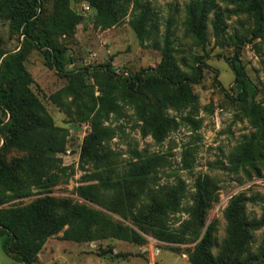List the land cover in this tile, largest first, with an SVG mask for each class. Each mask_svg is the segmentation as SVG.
I'll list each match as a JSON object with an SVG mask.
<instances>
[{
	"label": "rangeland",
	"instance_id": "obj_1",
	"mask_svg": "<svg viewBox=\"0 0 264 264\" xmlns=\"http://www.w3.org/2000/svg\"><path fill=\"white\" fill-rule=\"evenodd\" d=\"M69 1L71 8L79 13L83 1ZM142 1L148 2L151 10L150 24L154 26V33L149 38L139 39L135 34L130 23L132 5L117 25L107 29L98 25L91 9L72 37L58 38L65 52L63 69L82 74L86 86L84 102L93 103L101 95L94 78V70L99 66L110 65L116 76L129 77L140 71L146 75L155 73L162 59L167 28L174 61L183 73L191 76L199 58L208 67L203 69L200 82L192 85L193 106L181 112L169 110L177 127L161 143L143 134L134 106L119 102V109L111 113L107 121L102 118L97 121L99 128L107 130L108 137L101 142L100 158L91 160L81 158L84 140L92 128L91 118L85 119L74 97L64 91L69 79L46 64L42 51L27 40L22 28L18 29L10 19L9 9L0 12V54H4L0 64L6 56L20 50L25 52L23 65L33 79L30 90L46 108L53 125L61 130L60 135L65 137V152L54 155L50 169L51 173L58 174V183L47 191L1 189L0 208L24 206L43 196L69 199L102 212L112 222L137 231L145 239L143 245L104 239L100 237V230V233L95 232L92 241L84 243L52 237L34 264H190L189 253L205 228L190 224L187 234L181 237L180 227L190 222L188 209L193 203L197 180L207 177L217 188L216 202L206 217V225L211 222L215 226L213 253L220 251L227 235L224 212L229 200L240 194L245 200V215L254 224L244 258L248 264H264V156L247 157L246 146L260 137L248 116L251 90H243L235 83L234 73L227 63L235 50L234 36L246 35L253 27L252 21L246 15L234 13L233 5L227 0H215L223 12V32L218 42L210 14L206 39L200 42L186 32V6L190 0ZM31 2L43 19L52 11L50 0ZM240 60L257 92V100H261L264 97V30L261 38L245 45ZM73 84L78 83L73 81ZM8 120L9 113L3 110L0 101V159L5 161L27 155L17 149L2 148L4 125ZM259 140L264 143L263 139ZM261 152L264 155V147ZM136 154L155 155L160 158V165L147 179V193L126 204L125 211L107 210L78 195L77 188L85 183L86 176L101 170L99 160L107 167V179L117 184L119 174L127 169L129 162L135 161ZM174 187L180 190V209L163 215L166 239L160 241L150 231H144L149 229V224L143 220V215L153 196L161 201ZM130 188L129 184L118 185L107 197L121 201ZM6 240V236L0 235V264H21L7 255Z\"/></svg>",
	"mask_w": 264,
	"mask_h": 264
},
{
	"label": "trees",
	"instance_id": "obj_2",
	"mask_svg": "<svg viewBox=\"0 0 264 264\" xmlns=\"http://www.w3.org/2000/svg\"><path fill=\"white\" fill-rule=\"evenodd\" d=\"M50 1L52 11L44 19L37 13L31 0H0V12L9 9L10 19L18 29L22 28V35L42 51L46 64L69 79L64 91L74 97L77 108L84 112L85 119L91 118L92 128L84 140L81 158H100V145L108 137V132L99 128L97 121L99 118L107 121L109 115L119 109V102L134 106L143 134L150 135L156 143H161L177 127L175 118L168 113L169 110L181 112L193 106L195 97L192 85L200 82L203 69L208 67L203 59H198V65L193 68L191 76L183 73L174 61L167 28L162 59L155 73L146 75L140 71L133 76L124 77L116 76L110 65L99 66L94 70V78L101 95L93 103H86L83 97L86 86L82 74L76 75L63 69L65 52L58 42L59 37H72L85 16L74 11L69 0ZM81 1L94 10L98 25L103 29L117 25L132 5L130 23L137 37L145 39L154 33V26L150 24L152 16L148 2ZM227 1L233 5L234 13L248 16L253 24L246 35L234 36L232 41L235 50L227 63L234 73L235 83L243 90H251L248 116L260 135L259 139L264 140V97L257 100V92L254 91L240 60L245 45L262 37L264 0ZM39 7L43 10L41 3ZM225 11L229 12L228 9ZM210 14L213 34L219 42L223 32V12L215 4V0H190L186 6V32L196 36L200 42L205 41ZM3 55L1 53L0 58ZM25 58V52L20 50L6 56L0 64V101L3 110L9 113V120L4 125L2 148L27 153L26 156L10 161L0 159V190L35 188L47 191L60 179L50 169L54 155L65 152V137L53 125L52 118L40 99L31 92L33 79L23 65ZM73 81L78 84H73ZM259 139L256 137L254 142L251 140L253 145L250 143L246 146L247 157H253L254 154L264 156L261 152L264 143L261 144ZM99 163L101 170L86 176L85 183L77 188L78 195L107 210L125 211L126 204L140 199L147 191V179L159 167L160 158L155 155L136 154L135 161L129 162L127 169L119 174L117 184L110 183L106 175L107 167L101 160ZM121 184L131 185L121 201L107 197L108 192ZM179 192L178 187L171 188L161 201L153 196L146 207L143 220L148 222L149 229L144 231H150L160 241L166 239L163 215L180 209ZM216 192V186L207 177L197 180L193 203L188 209L190 222L188 225H181L180 236L187 234L190 224L205 229L189 253L188 261L190 264H248L244 255L248 251L250 230L254 228V224L245 215V200L240 194L229 200L224 212L227 235L220 251L213 253L216 245L215 226L211 222L206 225V217L216 202ZM96 231L104 239H116L136 245L145 243V239L137 231L114 223L102 212L75 204L69 199L43 196L24 206L0 208V235L7 237L4 242L5 251L12 260L21 264H34L49 238L59 237L62 241L84 243L92 241Z\"/></svg>",
	"mask_w": 264,
	"mask_h": 264
},
{
	"label": "built area",
	"instance_id": "obj_3",
	"mask_svg": "<svg viewBox=\"0 0 264 264\" xmlns=\"http://www.w3.org/2000/svg\"><path fill=\"white\" fill-rule=\"evenodd\" d=\"M90 6L86 3H83L79 8V14L82 16H87L90 13Z\"/></svg>",
	"mask_w": 264,
	"mask_h": 264
}]
</instances>
